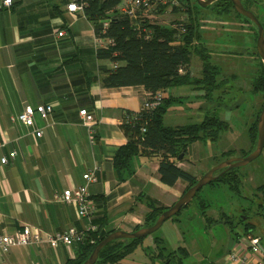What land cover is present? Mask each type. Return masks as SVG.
Wrapping results in <instances>:
<instances>
[{"label": "crops", "instance_id": "crops-1", "mask_svg": "<svg viewBox=\"0 0 264 264\" xmlns=\"http://www.w3.org/2000/svg\"><path fill=\"white\" fill-rule=\"evenodd\" d=\"M66 2L14 0L10 8L0 9V137L5 140L0 147V159L11 150L17 152L9 163L0 162V233L13 232L25 224L46 232L63 231L71 225L85 228L91 223L101 232L132 231L143 224L151 204L171 206L188 185L183 179L173 186L163 183L159 159L140 155L132 161L133 171L124 180L119 179L113 156L129 139L122 126L123 118L127 111L139 110L147 89L143 85L106 87L101 83L115 63L97 56L93 24L86 15L72 16ZM229 23L226 49L214 56V64L220 68L219 74L226 68L228 73L223 79L231 85L230 79L238 81L239 68L247 57L245 50L251 46L236 37V22ZM209 25L214 28L210 27L207 33L216 36L222 32L221 24ZM59 30L65 33L59 35ZM199 59L197 71H193L191 64L189 67L195 78L202 76L203 62ZM257 63L258 75L264 61L260 58ZM222 81L217 82L223 84ZM186 85L193 84L178 87ZM175 87L165 89L166 96L174 98L165 113V123L174 107L178 118L186 115L179 103L183 102L185 92L178 93ZM219 88L210 96L206 91L198 96L211 101ZM258 94L263 98L262 91ZM207 103L199 100L196 116L203 119L207 113H215ZM39 104H51L54 108L45 119L36 114V127L43 131L41 136L33 127L12 119L27 105ZM82 108L93 112L97 120L93 144L82 123ZM185 159L179 160L178 165L191 172ZM95 166L97 180L89 184L88 190L97 208L90 219L82 218L74 203L57 200L55 195L83 184L84 172ZM211 167L200 175L191 173L199 178ZM244 232L259 236L264 248L261 235L252 229ZM235 249L251 255L249 246L238 234L232 237L222 260L211 264H232L230 252ZM77 251L78 244L15 246L6 253L0 251V264H64ZM123 260L115 264H123Z\"/></svg>", "mask_w": 264, "mask_h": 264}, {"label": "trees", "instance_id": "trees-1", "mask_svg": "<svg viewBox=\"0 0 264 264\" xmlns=\"http://www.w3.org/2000/svg\"><path fill=\"white\" fill-rule=\"evenodd\" d=\"M191 1L180 0L179 5L173 6L174 11L184 12L186 18L183 17L181 20H175L170 25H164L153 22L146 17L134 18L123 12L119 8L123 0H88L85 13L93 24L95 32L100 33L103 22L109 20L104 34L115 41V44L108 49L99 48L97 50L99 58L110 59L117 64L116 67L105 73L101 78V83L106 87L143 85L147 91L153 93L183 84L204 83L207 96H210L211 92L220 84V82H217L220 68L211 61L210 49L203 40L201 29L203 23L200 20L198 11L199 8H214V10L221 13L235 8L231 0H216L208 7L193 5ZM243 3L250 9L251 4H264V0H243ZM160 8L161 6L159 11H162V8ZM239 15L241 14L239 13ZM245 18L250 20L247 17ZM181 25H183L184 31L180 29ZM193 54H197L203 62L200 78L191 76L189 72ZM253 90L255 92L262 91L264 94V64L253 81ZM173 99L171 96H165L159 106L141 114L137 120L123 121V129L129 139L116 150L113 156V165L120 180H124L133 171L132 161L134 157L140 155L159 159L160 179L167 185L173 186L179 179H183L188 183L185 192L197 182V176L178 165L180 154L184 152L182 157L184 159L188 145L194 141L202 139L218 140L222 132L228 130L230 125L216 113H207L198 122L168 125L164 121V116ZM135 112L127 111L125 114L130 115ZM258 118L259 115L249 129L251 140L256 144L258 140ZM143 125L146 126L145 132L141 131ZM241 181L242 177L237 169L232 168L210 183H226L231 187H238ZM257 189L264 192V184L259 185ZM200 190L196 196H199ZM201 203L203 208L206 207L203 199ZM165 209V207L151 204V209L146 213L143 224L135 229L154 224ZM203 213L206 214L205 208ZM244 224L245 231H249L251 229L250 224L248 222ZM109 232L111 230L101 232L98 227L96 230H92L87 240L77 243L76 256L68 258L64 264H82L91 254L96 244ZM143 238L113 240L101 249L95 264L121 262L141 244ZM156 243L157 249L153 255L154 257L158 256L168 260L175 255V251L166 253L161 237H156ZM183 253L187 254L188 251L183 248ZM178 264H186L183 257L179 258Z\"/></svg>", "mask_w": 264, "mask_h": 264}, {"label": "rangeland", "instance_id": "rangeland-1", "mask_svg": "<svg viewBox=\"0 0 264 264\" xmlns=\"http://www.w3.org/2000/svg\"><path fill=\"white\" fill-rule=\"evenodd\" d=\"M191 2L193 5H199L197 0ZM160 6L162 11H159ZM249 7L264 25V4H251ZM119 8L121 9V6ZM156 8L149 17L153 22L170 25L175 20L187 17L184 12L174 11L173 7L167 4H160ZM198 15L203 22L201 28L203 40L213 54L211 56L213 63L214 56L226 49L225 44L229 40L226 39L228 36L226 34L231 30L229 22H233L232 24L236 22L237 27L234 26L236 37L251 46L245 50L247 57L244 66L239 68L238 81L230 79L231 85L225 83L223 78L228 73L226 68L222 70L223 74H218L217 81L223 80L221 83L225 85H219V91L215 92L211 101L202 100L198 96L200 92L206 91V88L202 87L204 83L175 87L178 93L185 92L183 102L179 103H182L186 115L178 118L177 111H174L177 107H174L171 109L173 111L170 110L166 123L184 124L200 121L201 116H196L195 112L201 100L208 102L210 111H214L230 125L218 140L202 139L188 145L185 155V161L188 159L186 166L191 172L200 175L208 166L213 167L231 157H244L255 148L256 143L251 140L249 129L264 104V96L261 98L262 95L252 89V81L257 75V59L261 58L255 43L258 33L256 24L239 15L235 9L219 13L214 8H199ZM209 23L221 24L219 28L222 32L216 36L211 32L207 33L209 28L213 27ZM253 52H256L255 56ZM199 62V56L193 54L191 67L194 72L197 71ZM227 89L228 91L223 92ZM235 168L242 177L238 187H231L226 183L206 184L200 190L199 196H196L178 215L167 219L159 229L145 236L141 244L128 254L122 263L178 264L180 257L184 258L186 264L218 262L225 255L232 237L238 234L240 236V233L244 232L245 222L250 224L256 234L264 238V192L257 189L259 185L264 184V152L253 161ZM202 199L205 202L206 214L203 213ZM157 236L162 238L166 253L175 251L172 258L164 260L153 256L157 249ZM183 248L188 251L187 254L183 253Z\"/></svg>", "mask_w": 264, "mask_h": 264}, {"label": "built area", "instance_id": "built-area-1", "mask_svg": "<svg viewBox=\"0 0 264 264\" xmlns=\"http://www.w3.org/2000/svg\"><path fill=\"white\" fill-rule=\"evenodd\" d=\"M14 0H0V9L10 8ZM160 4H167L168 6L179 5L180 0H123L121 4V10L130 14L134 18L146 17L149 18L153 15L155 8ZM88 5V0H67L66 8L76 17L78 15H86L85 8ZM109 20L103 22V28L100 33L95 32L94 44L96 49L106 48L115 44L113 38L106 36L104 33L108 27ZM180 29L184 31L183 25ZM64 30H59L58 34L63 35ZM148 36V35H147ZM178 42V41H177ZM117 64L115 63V67ZM183 72V70H181ZM166 96L165 90L161 89L155 93L147 91L146 96L143 98L140 108L133 114H125L123 121L125 120H137L141 114L151 111L159 106L164 97ZM51 104H39L37 106L27 105L20 113L13 116V121L19 122L25 126L33 127L37 136H41L42 129L36 127V114L42 118H47L53 111ZM82 117V123L87 127L90 142L95 143L96 135V123L97 120L93 112L86 108L80 109ZM142 132L146 131V126L141 128ZM5 144V140L0 137V147ZM16 150H11L8 154L3 155L0 159L2 164L10 162L11 158L16 156ZM97 167L89 168L83 174L85 182L79 186L69 187L62 193L56 194L55 199L74 203L77 206L79 217L91 218L96 211V204L91 200L88 190L89 184L97 180L96 175ZM97 226L89 224L85 228H79L75 225L69 226L63 231L46 232L42 229L25 224L20 228L15 229L13 232L0 233V251L8 252L15 246H27L31 244L49 243L53 246H57L61 243L67 247H71L74 244L87 240L92 230H96ZM242 241L246 243L251 251V255L242 254L237 249L230 252V260L232 264H264V248L261 242V238L250 232L240 233ZM93 241V240H91Z\"/></svg>", "mask_w": 264, "mask_h": 264}, {"label": "water", "instance_id": "water-1", "mask_svg": "<svg viewBox=\"0 0 264 264\" xmlns=\"http://www.w3.org/2000/svg\"><path fill=\"white\" fill-rule=\"evenodd\" d=\"M216 0H197L199 5L202 7H208L211 3ZM233 2L235 10L241 15L249 18L252 22L258 27V36H257V52L259 56L264 61V25L260 21L259 17L249 8H247L243 0H231ZM264 150V104L258 118V140L255 148L244 157H231L228 158L219 164L211 167L205 173H203L197 180V182L190 186L171 206L167 207L163 212L158 216L156 222L150 226H143L138 229L128 231L123 229H116L109 234H107L101 241H99L94 247L91 254L82 264H95L99 257L101 249L106 246L108 243L112 242L115 239H128V238H140L145 237L157 229L172 216L180 212L186 205H188L197 195L198 191L210 183L211 181L216 180L221 174L225 171L232 168L247 164L257 157H259ZM184 152L179 156V160L182 159ZM219 171V172H218Z\"/></svg>", "mask_w": 264, "mask_h": 264}]
</instances>
